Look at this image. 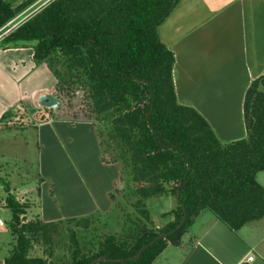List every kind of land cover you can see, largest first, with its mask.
<instances>
[{"label": "trees", "instance_id": "1", "mask_svg": "<svg viewBox=\"0 0 264 264\" xmlns=\"http://www.w3.org/2000/svg\"><path fill=\"white\" fill-rule=\"evenodd\" d=\"M40 1L0 0V29L6 31L0 44L30 47L34 63L45 64L55 78V93L83 92L108 128L103 141L95 127L101 162L120 165L121 188L115 184L109 192L112 206L120 191L133 197L132 210L110 233L96 231L98 211L51 222L35 213L25 219L31 203L8 193L12 239L4 264H55L54 258L58 264H88L99 256L132 257L159 233L172 230L184 207L181 227L137 259L96 263L153 264L168 244L181 242L191 216L201 210H210L233 231L264 217V187L255 180L264 171V73L250 81L243 96L245 136L223 143L197 110L176 99L174 56L157 28L178 0H48L13 28L5 26ZM50 111H5L0 122L6 121V129L34 127L49 120ZM156 196L175 199L169 211L173 219L158 228L145 205ZM62 229L67 242L59 247L55 235ZM36 244L44 246L43 256L31 255Z\"/></svg>", "mask_w": 264, "mask_h": 264}, {"label": "crops", "instance_id": "2", "mask_svg": "<svg viewBox=\"0 0 264 264\" xmlns=\"http://www.w3.org/2000/svg\"><path fill=\"white\" fill-rule=\"evenodd\" d=\"M157 32L174 56L177 102L197 110L221 142L243 138V96L250 81L264 73V0H178ZM54 86L51 71L43 63H34L30 47L0 44V117L20 109L30 115L38 112L42 107L37 97L55 91ZM33 129L40 144L41 177L34 196L36 207L30 198L33 194H24L31 203L28 213L51 222L107 212L120 165L101 162L91 125L50 118ZM59 156L61 166L74 178L63 189L49 175L60 169L55 162ZM10 189L7 192L12 194ZM5 197L0 199V214L7 207ZM2 227L0 220V237L5 234L0 239V264L11 241ZM263 229L264 217L233 231L210 210H201L193 217L187 237L162 250L160 254L167 253L160 264H264ZM249 256L252 260H247Z\"/></svg>", "mask_w": 264, "mask_h": 264}, {"label": "rangeland", "instance_id": "3", "mask_svg": "<svg viewBox=\"0 0 264 264\" xmlns=\"http://www.w3.org/2000/svg\"><path fill=\"white\" fill-rule=\"evenodd\" d=\"M42 1L38 3L39 5L32 4L27 7L16 17L17 19H14L12 23L22 22L26 16L34 12L38 6L42 5ZM54 96L59 100V105L55 108H45L51 110V118L59 121L63 120L88 123L91 125L94 132L96 127L97 130L100 131L99 133L102 134L103 141H106L105 137L108 128L106 125L102 126L99 123L98 117L92 111L91 104L87 99H84L82 91H60L59 93H55ZM22 111L23 109L16 110V112H19L20 114ZM11 121H13V118H10V122ZM5 123L6 121L0 122V199L4 198L5 195L8 194V192L4 190V186L6 185L11 188L10 190H12V195L17 197L19 200H25L24 194L28 196L30 193L33 194L30 198L33 201L32 204L36 207L37 201L34 196H36V187L39 184L41 177V173L39 171L40 144L38 142L37 132L32 126L12 127L10 129H6ZM9 125L12 126L10 123ZM61 161H63V159L60 156L55 159V162L58 163L60 169L49 175L56 179L59 184V188L63 189L65 188L63 184H69L74 181V178L70 179V174L63 166H61ZM45 176L48 177V174ZM255 180L264 187V171H258L255 175ZM115 184H117L118 188H121L120 181ZM28 190H30V192H28ZM114 196L118 205L116 204L112 206L111 203V207L107 212L100 213L99 216L96 217V231H105L110 233L118 231L122 220V214L132 210L130 208V201L133 199L132 196H127L126 194L123 195L120 191L115 192ZM145 205L153 224L161 227V225L163 226L170 220L171 215L169 211L175 205V199L172 196H156L147 199L145 201ZM2 209V214H0V220L3 223L2 231L6 232L8 240H11L12 236L9 233L8 227V222L11 219V212L7 207ZM30 217L29 213H27L24 218L29 219ZM81 234L83 233H80V235ZM4 236L5 234H3L0 239ZM185 237H187L186 232L182 235L181 240L185 239ZM55 239L59 243V247H62L63 244L67 242V233L62 229V231L55 235ZM171 246L172 245L169 244L168 249H172ZM43 249V245L36 244L31 251V255L43 256ZM166 251L167 250H165L162 254H159L153 264H160L162 261V255L166 254ZM58 252L60 254V251ZM54 261L55 264H58L57 262H59L55 258Z\"/></svg>", "mask_w": 264, "mask_h": 264}, {"label": "water", "instance_id": "4", "mask_svg": "<svg viewBox=\"0 0 264 264\" xmlns=\"http://www.w3.org/2000/svg\"><path fill=\"white\" fill-rule=\"evenodd\" d=\"M54 94H55V91H51L49 93H43V94L39 95L37 97L38 104L41 107H45V108L57 107L59 105V100L54 96ZM177 198H179V193H177ZM194 216L195 215H192L191 217L193 218ZM185 219H186V211H185V208L182 207V216H181L180 220L178 221L177 225L172 230H170L168 232L159 233L150 242L143 245L134 256L127 257V258H119V259H111V258H107L106 256H99V257L93 259L92 261H90L88 264H96L99 262H120V263H123L125 261L135 260L140 256L142 251H144L147 247L151 246L155 241H157L160 238H165L168 235L175 232L176 230H178L181 227V225L184 223Z\"/></svg>", "mask_w": 264, "mask_h": 264}, {"label": "built area", "instance_id": "5", "mask_svg": "<svg viewBox=\"0 0 264 264\" xmlns=\"http://www.w3.org/2000/svg\"><path fill=\"white\" fill-rule=\"evenodd\" d=\"M42 1V0H41ZM48 0L42 1V5L47 2ZM39 5V4H38ZM41 6V5H40ZM40 6H38L36 9H38ZM14 21V19H12L10 22H8L5 26H9V28H13L14 26H16L19 22H15L12 23ZM6 31H1L0 29V39L2 38V36L5 34ZM247 260H252V256L247 257Z\"/></svg>", "mask_w": 264, "mask_h": 264}]
</instances>
